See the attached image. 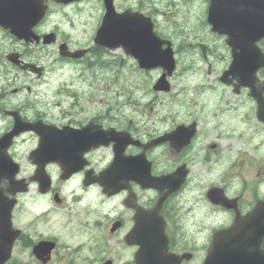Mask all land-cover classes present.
I'll list each match as a JSON object with an SVG mask.
<instances>
[{
    "label": "clouds",
    "instance_id": "1",
    "mask_svg": "<svg viewBox=\"0 0 264 264\" xmlns=\"http://www.w3.org/2000/svg\"><path fill=\"white\" fill-rule=\"evenodd\" d=\"M33 2L40 13L21 35V0H0V140L10 135L2 152L18 166L11 177L0 176V196L14 202L9 231L17 233L5 242L0 264L9 256V264H41L33 254L41 242L56 247L50 264H140L142 244L127 239L138 210L159 218L162 257L205 264L215 234L264 202V63L251 84L233 68L248 38L216 27L214 0ZM109 9L138 17L166 62L148 61L124 42L101 41ZM232 11L264 17V0H240ZM250 46L264 57V35ZM17 120L33 132L17 135ZM35 125L65 136L98 130L105 139L80 151L81 167L44 161L45 186L33 178L41 168L33 153L43 139ZM180 129L188 135L176 144ZM112 134L128 137L121 157L142 158L149 177H177L176 185H144L129 176L109 189L99 178L117 158ZM161 140L167 144L154 146ZM13 181L24 187L10 190ZM213 190L221 199L211 197ZM224 201L235 202L228 206L235 211ZM248 251L264 254V235Z\"/></svg>",
    "mask_w": 264,
    "mask_h": 264
},
{
    "label": "water",
    "instance_id": "2",
    "mask_svg": "<svg viewBox=\"0 0 264 264\" xmlns=\"http://www.w3.org/2000/svg\"><path fill=\"white\" fill-rule=\"evenodd\" d=\"M36 3H31V0H21V6L16 10L17 16V31L21 35H26V29L30 23L39 15L40 9L35 6ZM235 6L230 4L228 6V11L222 13L218 10H214L211 19L215 23L216 27L220 28L222 31H229L233 35H238L240 37H247L248 44L244 46V49L250 46L251 39L264 35V26L259 28V23H261L264 17H251L245 14H238L232 11ZM11 22V21H10ZM100 40L105 43H115L124 42L130 49L137 52V54L143 56L146 60L152 61L159 59L161 62H166V57L158 52V45L156 42L148 35L147 29L141 24L138 17H132L125 15L124 17H116L112 14L111 9H109V19L105 25V29L100 34ZM232 43V41H229ZM261 63H264V57L259 56L254 49L250 48L244 50L240 55L236 57L233 68H239L242 74V82L251 84L252 73L255 68ZM254 95L258 96L255 89L253 90ZM259 98V97H258ZM260 110L259 115L264 119V98H259ZM104 135L101 134L98 141L104 140ZM43 157V155H41ZM66 157L64 153H60L53 159L62 160ZM132 163V162H131ZM120 162L117 160L113 167L107 172L103 173L99 179H108L109 174L112 169H117ZM214 200L221 199L219 194L213 190L210 193ZM224 203L227 205L226 201ZM228 207V205L226 206ZM259 208L254 209L250 214L252 218H257L254 213H257ZM249 215V217H250ZM241 229L240 226L234 225V227L228 231L230 237H235L238 231ZM218 232L214 236L213 249L210 250L209 258H211L207 264H219L213 262L215 259V251L222 243L223 238L220 237ZM225 244V243H224ZM253 264V263H252ZM254 264H264V254L259 257Z\"/></svg>",
    "mask_w": 264,
    "mask_h": 264
},
{
    "label": "flooded vegetation",
    "instance_id": "3",
    "mask_svg": "<svg viewBox=\"0 0 264 264\" xmlns=\"http://www.w3.org/2000/svg\"><path fill=\"white\" fill-rule=\"evenodd\" d=\"M10 59L15 60V57L10 55ZM23 70L24 69H22V71ZM13 120L15 121V117H13ZM25 127H28V126L21 124L19 120H17V126L15 128L17 135H25V134H29L33 132L32 129L25 128ZM33 127H35L36 130L40 132V134L43 137L41 147L38 153H36V156H34L35 157L34 159L36 160V162L38 163L40 162V164H42L43 166L44 161L53 159L54 157L58 156L60 153H64L66 155V159L64 160L65 162L64 166L66 169H69V170L82 166L84 161H82L80 158V155H79L80 151L83 149H86L90 144L95 143L93 140L98 139L100 136V132L98 130L92 131V130L86 129L83 132H71L69 135L65 136L64 133L57 132L55 129L45 128L40 125H35ZM184 139L185 137L174 138V143L176 144L183 143ZM9 142H10V135L0 140V155L4 156L2 150L4 147L8 145ZM164 144H167V141H162L161 143H158L155 146H161ZM128 147L134 148V147H138V145L129 144ZM37 154L43 155L46 159H37ZM139 164L145 169L146 165L143 159L141 160V162H139ZM13 165L14 164H12L10 161H6V166L10 167ZM1 167L3 170H6L4 166L1 165ZM16 167L18 168L17 165ZM123 177H126V175H122V178ZM177 179H178L177 177H174V178L169 177V178H166L165 180H162L161 183H168L170 186L174 187L175 184L177 183ZM101 182L104 184H111V186L113 187L120 184V181H101ZM44 185L46 186V184ZM23 187L24 185L21 186V188ZM118 194L119 193H115L114 195H118ZM253 202H254V198H253ZM0 207H2V203ZM227 210L235 211L233 208H227ZM124 226H125L124 224H121L120 227L114 229V231L119 232ZM19 239H20V236H18L17 240ZM27 243H30V241H28ZM55 253H56V247L54 246L47 253V256L49 257L47 264H50L51 258L55 255ZM33 254L35 255L37 261H40L41 264H45L44 261H41V258L44 257L45 254L39 257L38 255L34 253V250H33ZM185 255L187 256L189 254H185ZM10 260H11V257L9 258V261ZM9 261H7L5 264H9ZM185 264H187V261H185Z\"/></svg>",
    "mask_w": 264,
    "mask_h": 264
}]
</instances>
